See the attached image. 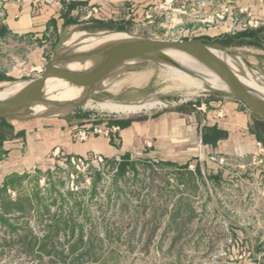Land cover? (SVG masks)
Instances as JSON below:
<instances>
[{"label": "rangeland", "instance_id": "374dc122", "mask_svg": "<svg viewBox=\"0 0 264 264\" xmlns=\"http://www.w3.org/2000/svg\"><path fill=\"white\" fill-rule=\"evenodd\" d=\"M10 1L0 0V29L9 27L6 17ZM216 5L211 12L217 10ZM90 11L84 10L82 20L97 16ZM103 17L104 23H99L103 26L161 40L222 39L237 32L217 27V23L210 28L202 22L203 18L191 21V16L185 17L189 19L183 28L191 29L185 32L170 20L174 18L172 14L166 21L159 10L151 17L145 12L131 13L127 18L114 14ZM79 28L81 25L73 29ZM260 33V45L225 46L229 51L215 46L221 48L224 56L240 61L242 57L253 70L264 75V29ZM61 34L53 28L39 35L18 34L10 29L0 35V83L13 86L39 78L64 39ZM75 38L83 39L80 35ZM66 61L62 78L80 84L95 78L83 70L106 81L126 78L129 71L148 75L142 84L124 82L116 92L99 85L86 87L91 92L86 96L79 88L76 97L94 103L110 97L126 102L157 97L165 104L125 114L81 104L70 107L59 100L38 111L42 114L56 104L69 106L57 107L59 118L44 113L46 122L18 121L13 127L57 126L73 143L102 136L118 146L121 127L110 124L112 119H142L167 110L194 108L204 99L235 98L183 81L178 70L191 72L184 67L110 56L103 50L69 55ZM78 75L82 82L75 80ZM95 125L119 128L112 138L99 132L82 135ZM256 135L264 139L259 129ZM262 144L264 141L260 148ZM146 148L143 156L129 158L135 164L127 165L124 172L113 160L116 156L90 152L78 155L87 160L73 162L70 157L78 156L55 148L48 155L51 165L43 164L41 169L13 177L14 187L0 193V264H264V150L236 155L212 150L177 165L151 158L149 146ZM7 153L3 150L0 159L7 158ZM118 157L121 160L122 156Z\"/></svg>", "mask_w": 264, "mask_h": 264}, {"label": "crops", "instance_id": "0c3cea01", "mask_svg": "<svg viewBox=\"0 0 264 264\" xmlns=\"http://www.w3.org/2000/svg\"><path fill=\"white\" fill-rule=\"evenodd\" d=\"M192 1L177 0V3L189 5ZM144 2L157 4L161 0H75L71 8L68 7L69 4L63 5L59 1L38 3L37 0H11L7 3L6 22L8 28L18 34L30 32L39 35L53 28L61 34L78 24L100 23L106 18L103 16L110 17L114 14L127 18L130 16L131 3ZM237 5L250 8L254 13L264 10V0H237ZM85 9L91 10V14L97 13V16L87 21L82 20L80 15ZM66 15L67 18H76V21L67 23ZM217 27L225 28L223 25ZM58 113L55 110L50 115L52 118H59ZM45 116L47 114H34L27 120L42 123L46 122L43 121ZM123 121L128 122V125L121 127L118 132V146L102 136H92L85 141L73 143L62 132L61 127L57 126L36 129L14 127L13 136L3 143V150L8 152V157L0 159V187L10 174L41 169L43 164L51 165L53 161H50L48 155L55 148H63L76 156L100 152L111 158H132L143 156L146 146H149L151 158L157 157L177 165L189 163L193 156L212 150L231 155L264 150L263 144L259 147L261 140L256 135L253 115L236 98L223 97L217 101L204 99L199 104H194V108L167 110L147 118ZM213 127L223 134L216 144L204 142L203 134L209 133ZM5 168L9 170L6 172Z\"/></svg>", "mask_w": 264, "mask_h": 264}, {"label": "water", "instance_id": "95a60500", "mask_svg": "<svg viewBox=\"0 0 264 264\" xmlns=\"http://www.w3.org/2000/svg\"><path fill=\"white\" fill-rule=\"evenodd\" d=\"M78 25H81L78 30H74L73 27L61 34V38L64 39L39 78L26 80L17 88L0 91V118L12 124L27 120L47 105L57 92L67 57L85 48L100 47L121 56L158 62L166 67L181 69V63L192 67L204 74L207 79L218 83L214 87L203 82L205 84L203 87L222 91L246 104L256 121L257 129L264 133V93L246 75V71L251 70L252 66L241 56L240 65L234 66L206 48L207 45H218L228 50L221 43L207 38L161 40L126 33L95 22ZM77 31H84L95 39L84 44L73 43L72 36ZM115 33L122 35L118 36Z\"/></svg>", "mask_w": 264, "mask_h": 264}, {"label": "bare ground", "instance_id": "6f19581e", "mask_svg": "<svg viewBox=\"0 0 264 264\" xmlns=\"http://www.w3.org/2000/svg\"><path fill=\"white\" fill-rule=\"evenodd\" d=\"M78 35H80V37H82L83 39L77 40V38H75V37ZM115 35L121 36L122 34L121 33H119V34L115 33ZM94 39H95L94 36L88 35L84 31H80L76 34H73L71 41L73 43L84 44L86 42L93 41ZM206 48L210 52L214 53L215 55L216 54L219 55L220 57H222L223 59H225L226 61H228L230 64H232L234 66H238L241 63V61L237 57L224 56L221 48L218 46L214 47L213 45H207ZM95 50H103V51L107 52L108 54H110V56L111 55L121 56V55H119V54H117L111 50L109 51V50H106V49H103L100 47L85 48V49H82V50L76 52V54L78 56L80 54L93 52ZM71 60H74V59L73 58L68 59L67 61H71ZM65 67H66V65H65ZM181 67L187 68L189 71H191V72H186V71L178 70L179 72H182L181 76H182L183 81H188V82L198 84V85L199 84L205 85L203 83V82H205L207 85L214 86V87H216V85L218 84L217 82H214L213 80L207 79L204 74H201L199 71L197 72L192 67L185 65L184 63H181ZM83 73L87 74L89 76H93V77L95 76V78L91 82H89L88 84H85L84 82H82L79 79V76L81 74L75 78V80L82 82L81 84L78 83L77 81L76 82H69V80H67V78L66 79L61 78V81H60L59 86L57 88V92L54 94V96L50 100V103H48V104H54V102L56 103V102H59V100H60V101H63L65 104L70 105V107H77L78 104H81V105L88 106V107H93V108L97 107V108L105 109V110H109V111L113 110L115 112L125 113V114L135 113V112H139L142 110H147L149 108H157V107L163 106L165 104V102H163V100H161L157 97L153 98V99H149V100H147L148 99L147 98L146 99L147 101L146 100H141V101L137 100V101H129V102L121 101L118 97H110L106 101H95V103L91 99H88L85 97H76L77 95H76L75 91H76V89H79V88L80 89L82 88L85 91V93L83 95L88 96L91 93L89 88L92 89L95 86L98 87L99 85H105L107 88L110 89V91L116 92V91L120 90V87L124 82L130 81V83L138 86V85L142 84L144 81H146V79H148L147 72L146 73H136L133 71H129V73L126 74V76H127L126 78H123V79L114 78V79H111V81H106L104 79L99 78V75L96 73H94V75H93L90 72H87L85 70H83ZM129 75H130V77H129ZM246 75H247V78L250 81L254 82L256 85H258L264 93V75L255 71V70H252V69L247 70ZM83 84L85 85V88L82 87ZM20 85H22V84H20ZM20 85H13V86L6 85L5 86V84L0 83V91L11 90V89L19 87ZM86 87H89V88H86ZM69 88L72 92H70ZM114 88H117V90H114ZM63 94H65V95H63ZM56 105H57V107H59V106L63 107L64 106L62 104H56ZM57 107L52 106V107H50L51 109H49L47 111L46 110L42 111L41 113H51L55 110L59 111L60 108H57ZM64 107L67 108L69 106H64ZM34 114H38V111ZM7 170L8 169L5 168L4 171H7Z\"/></svg>", "mask_w": 264, "mask_h": 264}, {"label": "built area", "instance_id": "2783aa9c", "mask_svg": "<svg viewBox=\"0 0 264 264\" xmlns=\"http://www.w3.org/2000/svg\"><path fill=\"white\" fill-rule=\"evenodd\" d=\"M39 2H50V1H59L63 5L70 4L75 0H37ZM217 4V5H216ZM214 5L218 8L217 10L210 11ZM159 10L161 15L164 14V18L166 21H169L170 14L173 15L174 18L170 20L176 21V24L183 26L188 22L185 17L191 16L192 20H197V18L201 19L203 23H207V26L211 28V24L217 23L218 25L225 26V30L230 32L236 31H245L250 28H259L264 26V10H261L258 13H254L249 8H244L237 5V0H193L189 5L186 3H177V0H161V2L157 4L151 3H131L129 5V13H146L147 17H151L152 14ZM190 28H186L185 32H190ZM119 126L112 125L111 128H104L103 126L95 125L93 129H89L87 132H83V136L86 134L94 135L95 133H101L106 136L112 138L114 135V131H116ZM105 130V131H103ZM119 157L117 156L116 159ZM101 159V157H99ZM70 160L73 162H83L87 160L86 156H78L75 159L73 156L70 157Z\"/></svg>", "mask_w": 264, "mask_h": 264}, {"label": "trees", "instance_id": "16d2710c", "mask_svg": "<svg viewBox=\"0 0 264 264\" xmlns=\"http://www.w3.org/2000/svg\"><path fill=\"white\" fill-rule=\"evenodd\" d=\"M68 7L69 8L73 7V3L69 4ZM65 21L67 23H72L76 21V18H67V15H66ZM100 23H104V22L101 21ZM263 29H264L263 27H259V28H250L249 30H245V31H237L235 35L227 36L222 39L216 38V37L215 38L206 37V38L213 40V41H217L221 43L223 46H227V47H231L233 45H250V44L260 45V38H261L260 32L263 31ZM7 30H9L7 26L2 27L0 29V35L4 34L5 31ZM0 78L2 77L0 76ZM110 124H117L120 127H125L126 125H128V122L123 121V120L112 119ZM13 133H14L13 124L9 122L8 120H5L4 118H0V153H3V145H2L3 141L6 140L8 136L13 135ZM222 134L223 132L221 130H219L216 127H213L211 128V131H209V133L203 134L202 140H204V142H210V143L216 144L218 141V138ZM257 136L261 141H264V139L261 138V136L259 135ZM120 158L121 160L113 158L115 162H118L120 172H124L127 165L132 164L134 166L135 164L134 160L129 159L128 156H122ZM17 176H19L18 173H13L7 176L4 179L5 180L4 185L0 187V193L5 191L9 187H14L11 181L13 177H17ZM0 216L2 217L3 215L0 214Z\"/></svg>", "mask_w": 264, "mask_h": 264}]
</instances>
